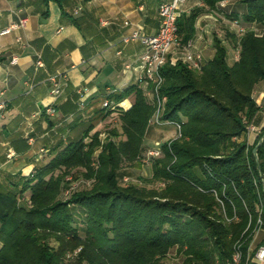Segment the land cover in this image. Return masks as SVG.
<instances>
[{
	"label": "trees",
	"instance_id": "obj_1",
	"mask_svg": "<svg viewBox=\"0 0 264 264\" xmlns=\"http://www.w3.org/2000/svg\"><path fill=\"white\" fill-rule=\"evenodd\" d=\"M221 1L202 0L181 14V43L193 36L196 17ZM240 4L241 14L222 8L219 14L244 30L225 29L223 40L214 35L213 57L199 69L178 60L160 70L166 97L160 119L180 126L179 135L161 144L151 178L142 179L161 185L119 182L122 164L142 156L155 110L133 83L107 97L130 98L129 108L103 107L85 120L76 114L69 126L75 135L60 137L28 175H3L0 264H167L173 249L179 264H226L237 246L245 258L258 216L264 232V138L255 154L243 138L259 109L254 88L264 81V0ZM228 45L239 50L232 64ZM113 111L120 131L110 133L124 138L100 146L98 132H89L98 114ZM73 169L91 183L61 198Z\"/></svg>",
	"mask_w": 264,
	"mask_h": 264
},
{
	"label": "crops",
	"instance_id": "obj_2",
	"mask_svg": "<svg viewBox=\"0 0 264 264\" xmlns=\"http://www.w3.org/2000/svg\"><path fill=\"white\" fill-rule=\"evenodd\" d=\"M162 1L63 0L60 6L53 0H0V29L26 19L23 27L0 35V100L5 103L0 118V182L4 174H29L39 159V149H49L55 134L63 139L75 135L69 126L76 114L82 119L93 116L103 108L108 95L138 82L142 44H122L120 38L136 27L154 34L159 25L157 7ZM221 2L224 5L218 4L215 11L196 17L194 34L184 44L201 53L203 62L214 54V27L220 20V8L226 13L241 14L243 10L240 0ZM202 4V0H186L182 15ZM125 20L129 26L123 24ZM234 52L229 45V64L235 61ZM182 53V48H172L168 61L181 60ZM38 58L42 67L35 66ZM50 75L61 77L58 97L49 92ZM79 88L81 94L76 92ZM253 97L259 109L251 121L256 130L243 136L249 147L259 142L264 131V81L256 84ZM131 101L126 98L117 104L127 109ZM49 105L55 106L56 114L48 120L43 110ZM261 178L264 183V173ZM263 235L260 230L250 245L258 244Z\"/></svg>",
	"mask_w": 264,
	"mask_h": 264
},
{
	"label": "built area",
	"instance_id": "obj_3",
	"mask_svg": "<svg viewBox=\"0 0 264 264\" xmlns=\"http://www.w3.org/2000/svg\"><path fill=\"white\" fill-rule=\"evenodd\" d=\"M186 0H165L158 4L157 14L159 18V25L157 31L154 34H145L140 27H136L124 34L120 38L122 44H128L132 41H139L142 44V52L139 55V66L141 68V74L138 78V83L143 90L145 96L148 97L155 105V110L152 117L149 120V124L157 123L161 124L160 116L164 109V102L166 97L161 95L159 88L162 84L163 77L161 75L162 66L168 61V55L172 48H182L183 53L181 61L186 63L189 67L199 69L203 63L202 55L199 52L191 50L190 44H182L178 35L177 20L182 14V7ZM220 6L224 5V2L219 3ZM223 17V16H222ZM231 22V21H230ZM26 19L21 18L18 21L11 22L7 26L0 29V35L10 33L12 30L21 28L25 25ZM125 26H129L130 22L125 20L123 22ZM231 24L236 27L235 32H241L244 27L239 25L236 20H233ZM19 39V38H18ZM239 56V50L234 52V59ZM12 62L16 61V57L11 59ZM35 66L42 67L43 63L40 58L35 62ZM50 86L49 92L52 96L58 97L62 91V80L58 75H50L48 77ZM77 93L81 94L82 89H78ZM79 109L83 108V103H78ZM102 107L106 109H115L118 106L117 103L105 99L102 102ZM5 103L0 100V118L3 117V110ZM45 114L50 117L56 114L54 105L46 106L44 109ZM164 123V122H163ZM176 131L179 135L180 126L174 124ZM254 125L249 124L247 126V132L255 131ZM29 140H32L31 138ZM47 150L45 148L39 149V158L45 154ZM161 153L160 146L156 150H150L149 154L157 156ZM12 154H8L10 157ZM261 218L258 216L255 225V235L261 230ZM226 264H264V245L256 244L255 246H249L245 258L243 259L242 251L237 246L231 259Z\"/></svg>",
	"mask_w": 264,
	"mask_h": 264
},
{
	"label": "rangeland",
	"instance_id": "obj_4",
	"mask_svg": "<svg viewBox=\"0 0 264 264\" xmlns=\"http://www.w3.org/2000/svg\"><path fill=\"white\" fill-rule=\"evenodd\" d=\"M220 20L216 23L217 26L214 27V33L217 36L219 34L221 37H219L221 40H223V35L225 32V29H228L230 31L235 32L236 27H234L230 20L227 18L222 17L220 15ZM225 42V40H224ZM229 46V45H228ZM94 115V114H93ZM87 119V118H86ZM85 120V119H84ZM149 122V121H148ZM84 125H80V128L84 127ZM116 129L117 131H120V125L119 120L117 116V112L113 111L110 112L106 117L100 118V115L98 114L95 118V125L92 128V130L89 132V135H91L94 132H98V141L100 143V146L105 144L108 141H114L118 139H123L124 136L120 135L119 137L115 138L110 131ZM177 136L176 128L171 123H147V130L144 137L143 145H144V152L142 153V156L138 159L137 162L128 164L123 163L121 167V177L119 179L120 184L127 185L129 183H136V184H146L147 186H159L161 184H155V183H148L142 181V179H146L147 181L151 178V164L153 159L160 156H153L149 154V151L156 150L163 142L169 141L170 139ZM61 136L59 134H55L53 143H49V149H46L47 152L50 151L53 144H56ZM61 139L66 141V138ZM87 140V139H85ZM100 151V147L94 151V156L97 155ZM46 152V153H47ZM36 161V160H35ZM34 162V164H36ZM28 175V174H27ZM91 181L85 180L82 176L81 169H73L70 174L66 177V183L63 187V193L60 196L61 198L68 197L73 191L79 190L85 187H88L90 185ZM182 260V257L179 256L176 253V250L173 249L170 251L169 255L166 258L167 264H179Z\"/></svg>",
	"mask_w": 264,
	"mask_h": 264
},
{
	"label": "water",
	"instance_id": "obj_5",
	"mask_svg": "<svg viewBox=\"0 0 264 264\" xmlns=\"http://www.w3.org/2000/svg\"><path fill=\"white\" fill-rule=\"evenodd\" d=\"M264 138V134L262 135V138L259 140V142L253 147L252 152L255 154L257 146L260 144L261 140Z\"/></svg>",
	"mask_w": 264,
	"mask_h": 264
}]
</instances>
